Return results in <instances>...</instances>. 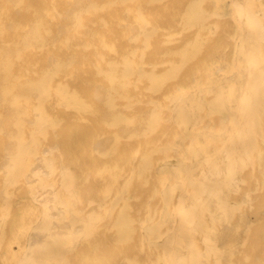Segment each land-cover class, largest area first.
<instances>
[{
  "label": "bare ground",
  "instance_id": "bare-ground-1",
  "mask_svg": "<svg viewBox=\"0 0 264 264\" xmlns=\"http://www.w3.org/2000/svg\"><path fill=\"white\" fill-rule=\"evenodd\" d=\"M0 264H264V0H0Z\"/></svg>",
  "mask_w": 264,
  "mask_h": 264
}]
</instances>
